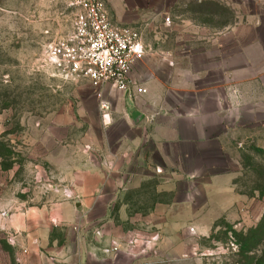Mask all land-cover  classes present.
Wrapping results in <instances>:
<instances>
[{"label": "rangeland", "instance_id": "rangeland-1", "mask_svg": "<svg viewBox=\"0 0 264 264\" xmlns=\"http://www.w3.org/2000/svg\"><path fill=\"white\" fill-rule=\"evenodd\" d=\"M103 1L142 34L136 98L160 78V112L217 114V136L175 173L111 163L105 87L44 64L73 30L63 0H0V264H264V0ZM186 81L204 96L170 98Z\"/></svg>", "mask_w": 264, "mask_h": 264}, {"label": "built area", "instance_id": "built-area-1", "mask_svg": "<svg viewBox=\"0 0 264 264\" xmlns=\"http://www.w3.org/2000/svg\"><path fill=\"white\" fill-rule=\"evenodd\" d=\"M73 17V30L48 45L44 64L50 77L63 83L90 82L111 85L124 93H143L132 79V71L146 51L142 34L133 27H120L112 20L103 0H63ZM104 121L111 105L97 94Z\"/></svg>", "mask_w": 264, "mask_h": 264}, {"label": "crops", "instance_id": "crops-1", "mask_svg": "<svg viewBox=\"0 0 264 264\" xmlns=\"http://www.w3.org/2000/svg\"><path fill=\"white\" fill-rule=\"evenodd\" d=\"M186 84L189 86L179 91L181 92L179 95L169 91L170 98L188 99L191 95L194 97L198 94L204 96V90L193 88L190 82L186 81ZM156 86V93L151 91L152 84H149L147 88L150 91L146 95L136 98L137 92H134L133 89L130 94H127L118 90L111 91L109 85H104L103 96L111 105L110 114L111 120H113L112 126L106 127L105 132L116 131L117 133V152L114 153L116 160L115 162L111 160V163L155 164L158 166V171L162 164L166 169L170 168L171 172L175 173L179 165L182 166L190 159V154L186 151L187 148H196L198 145L207 147L208 143L214 142L213 139L217 135L212 134L211 128L220 122L217 114H212L208 118L207 114L200 113L199 121H196L195 112L181 110L183 114L177 105L172 104L160 112V78L157 80ZM97 104L100 109L99 99H97ZM187 105L194 108V104L190 102ZM121 120L125 124H131V131H135V134L129 138L124 136L119 126ZM140 123L143 124L138 126ZM127 140L129 142L126 145L128 150L125 151L124 143ZM133 156H135L134 160L129 159ZM217 156L219 157L220 154ZM211 170L216 172L213 167ZM216 173L219 175L218 177L222 175V172Z\"/></svg>", "mask_w": 264, "mask_h": 264}, {"label": "trees", "instance_id": "trees-1", "mask_svg": "<svg viewBox=\"0 0 264 264\" xmlns=\"http://www.w3.org/2000/svg\"><path fill=\"white\" fill-rule=\"evenodd\" d=\"M261 227H262V226H260V229L262 230L263 227H262V228H261Z\"/></svg>", "mask_w": 264, "mask_h": 264}, {"label": "water", "instance_id": "water-1", "mask_svg": "<svg viewBox=\"0 0 264 264\" xmlns=\"http://www.w3.org/2000/svg\"><path fill=\"white\" fill-rule=\"evenodd\" d=\"M77 206H80V203H78V205Z\"/></svg>", "mask_w": 264, "mask_h": 264}]
</instances>
